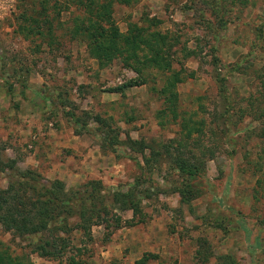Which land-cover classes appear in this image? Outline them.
<instances>
[{
    "label": "rangeland",
    "instance_id": "374dc122",
    "mask_svg": "<svg viewBox=\"0 0 264 264\" xmlns=\"http://www.w3.org/2000/svg\"><path fill=\"white\" fill-rule=\"evenodd\" d=\"M55 1L0 0L3 159H16L18 168L32 170L44 184L61 181L67 191L99 180L106 197L114 189L150 194L141 201L143 221L127 225L132 212L113 206L120 227L92 226L91 240L77 231L70 235L84 264H216L221 255L238 264H264V0L114 4L119 32L137 26L144 35L168 37L164 69L148 67L152 53L143 45L137 59L123 44L121 54L101 64L74 33L82 9L59 0L58 12ZM192 50L196 57L187 55ZM174 76L177 111L194 132L180 152L204 164L194 178L163 156L145 164L128 142L162 153L169 140L185 138L180 120L160 112V90ZM68 113L104 118L118 144L109 149L93 120L82 127ZM6 176L0 172V189L8 185ZM183 185L189 203L176 192ZM5 247L31 264H67L76 253L40 258L0 226V250Z\"/></svg>",
    "mask_w": 264,
    "mask_h": 264
},
{
    "label": "trees",
    "instance_id": "16d2710c",
    "mask_svg": "<svg viewBox=\"0 0 264 264\" xmlns=\"http://www.w3.org/2000/svg\"><path fill=\"white\" fill-rule=\"evenodd\" d=\"M68 1L72 2L77 9H82L83 12L82 17L74 18V33L81 37L79 38L85 42L88 52L101 64L109 62L116 55L121 54V46L124 44L126 51H131L135 59H137L135 51L139 49V45L150 47L152 55L147 60L148 67L154 64L164 69L168 66L169 63L162 56L164 47L171 46L168 37L155 32L144 35L137 26H130L129 30L121 33L115 26L112 17L113 5L128 6L129 0ZM61 5L63 4L56 0L54 2L55 10L59 12ZM38 33L41 34V32ZM187 55L196 57L197 53L192 50ZM127 59L126 61H128ZM212 59L213 63L218 62L217 58L212 57ZM165 61L166 64H164ZM136 71L140 73V70L136 69ZM177 81V76L172 77L160 90L165 107L160 112L163 115L169 112L173 122L180 120L179 124L184 131L185 138L169 140L163 146L162 153L151 147H146L143 142L130 139L128 142L138 147L135 150L139 152L145 164H149L150 158L163 156L169 159L170 165L181 175L194 178L200 175L204 164L198 162L199 159L195 154L184 156L180 152L187 150L188 140L191 139L194 132H192L190 119L185 120V117L177 111V93L175 92V82ZM217 82L223 83L222 78L217 79ZM130 85L131 83L128 82L126 87ZM221 87L224 89L223 85ZM121 90L122 88H118V91ZM68 115L73 123H80L82 127H87L89 119L93 120L98 125L97 129L103 130V144L108 145L109 149H113L118 144L117 134L112 135L113 130L109 122L99 115L90 117L89 114L84 113L83 118H78L75 114L68 113ZM146 149L149 151V157L145 154ZM172 150L175 153H172ZM17 164L16 159H3L0 150V172L7 174L8 182L5 189H0V226L5 233L25 242L30 247V252L40 258L62 259L67 253H72L75 250L76 253L66 257L67 264H84L80 258L81 250L70 246V235L77 231L91 240L92 226L104 225L105 229L120 227L122 218L113 212V206L121 211L132 212L133 219L125 221L127 225L135 223L134 219L136 218H138V223L144 219L141 201L150 198V194L146 191L139 192L128 189L123 192L120 189H114L106 197L107 188L99 180H91L67 191L61 181L56 180L44 184L43 180L32 170L20 169ZM137 165L141 168L139 164ZM188 190L187 185L176 190L185 203H189L191 198ZM70 220H74L75 223L71 224ZM25 258L27 257L12 255L8 247L0 250V264H31ZM204 259L207 260V257ZM216 260V264H238L230 255L218 256Z\"/></svg>",
    "mask_w": 264,
    "mask_h": 264
}]
</instances>
